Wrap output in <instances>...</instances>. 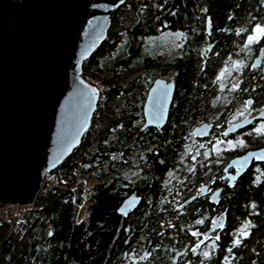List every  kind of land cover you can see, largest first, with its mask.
Masks as SVG:
<instances>
[{
	"label": "trees",
	"instance_id": "trees-1",
	"mask_svg": "<svg viewBox=\"0 0 264 264\" xmlns=\"http://www.w3.org/2000/svg\"><path fill=\"white\" fill-rule=\"evenodd\" d=\"M110 19L107 37L82 63L81 77L100 96L91 127L51 173L59 185L8 220L0 215V264H264V163L253 164L232 188L219 180L233 157L264 148L263 133L223 134L234 105L249 100L255 111L264 107V57L254 69L247 60L229 106L216 104L218 73L240 60L255 26H264V0H125ZM168 33L175 45L160 50ZM261 49L264 36L251 47L258 55ZM156 78L176 85L168 122L141 130ZM205 122L213 133L193 137ZM219 139L235 147L222 150ZM85 176L97 183L77 222L83 183L72 185ZM212 179L210 190L222 187L217 204L208 195L177 210ZM132 193L139 206L120 215ZM222 213L227 224L198 244L204 238L192 230L206 233Z\"/></svg>",
	"mask_w": 264,
	"mask_h": 264
},
{
	"label": "water",
	"instance_id": "water-1",
	"mask_svg": "<svg viewBox=\"0 0 264 264\" xmlns=\"http://www.w3.org/2000/svg\"><path fill=\"white\" fill-rule=\"evenodd\" d=\"M124 2L0 0V205H33L43 179L77 149L91 127L100 96L96 86L81 77L82 63L107 37L110 17ZM263 57L261 49L252 69L262 65ZM175 86L173 81L154 80L146 93L141 130L167 124ZM256 120L264 121V107L254 118L248 114L231 123L223 134L239 133ZM211 133L210 122L193 129V137L199 139ZM258 163H264L263 147L233 157L219 180H227L232 188ZM215 183L212 179L200 187L177 210L208 195L210 202L217 204L222 187L210 190ZM140 201L132 193L121 203L119 214L129 215ZM225 224L224 213L214 215L203 238L219 232Z\"/></svg>",
	"mask_w": 264,
	"mask_h": 264
},
{
	"label": "rangeland",
	"instance_id": "rangeland-1",
	"mask_svg": "<svg viewBox=\"0 0 264 264\" xmlns=\"http://www.w3.org/2000/svg\"><path fill=\"white\" fill-rule=\"evenodd\" d=\"M250 35H254L257 36V40L253 43H247V45H245V50L244 53L242 54L240 60H231L230 62H228V64L226 65L227 67L224 70L219 71L217 79H218V83L220 85V95L217 98L216 104H220L221 107H226L230 105V97L233 95L234 90L237 88V84L239 83V74L240 72L243 70L244 66L246 65L247 60H249V58H251L253 55V52L251 50V47L254 43L258 42L260 35H258L254 30L252 31V33ZM172 37L171 33H168L164 36L161 37L160 42L163 43V45L161 46L160 50L164 49V47H169V45L171 44V47H174L173 45L174 42L172 41ZM249 37V36H248ZM155 42V39H153ZM160 55L163 56L165 55V53H162L160 51ZM243 64V65H242ZM245 107L243 106L242 108L239 109H234L232 111V113L229 115L228 117V123L235 120L236 117H238L239 114L242 113L243 109ZM264 128V127H263ZM218 145H222V150H229L232 149V147H235V143L228 141V140H220L217 141ZM193 143L195 144H200V146L202 147V144L199 143V140H194ZM192 146V145H191ZM191 148V147H190ZM202 221V219L200 220ZM207 241V239H201V243L198 244H205ZM202 246V245H201Z\"/></svg>",
	"mask_w": 264,
	"mask_h": 264
},
{
	"label": "built area",
	"instance_id": "built-area-1",
	"mask_svg": "<svg viewBox=\"0 0 264 264\" xmlns=\"http://www.w3.org/2000/svg\"><path fill=\"white\" fill-rule=\"evenodd\" d=\"M50 175L47 174L46 178L43 179L42 181V185H41V191L47 192L49 190V186L51 185H59L56 179L52 180L53 178L50 177ZM80 182L83 183V190H82V203L79 205L78 207V215L76 216V220L77 222L82 221V218L84 216H86L87 214V209L90 205V203H92V194H93V190L96 187V183H97V179L95 177H91V176H85V177H81L80 179H78L76 181L75 184L72 185V187H75L77 184H79ZM67 183V181L62 180L61 184L65 185ZM38 192V194H39ZM21 206H12L11 204H6V205H0V215L2 214H7V220L13 216L16 215L18 208Z\"/></svg>",
	"mask_w": 264,
	"mask_h": 264
},
{
	"label": "flooded vegetation",
	"instance_id": "flooded-vegetation-1",
	"mask_svg": "<svg viewBox=\"0 0 264 264\" xmlns=\"http://www.w3.org/2000/svg\"><path fill=\"white\" fill-rule=\"evenodd\" d=\"M253 56L251 57V58H249V61H253L254 60V58L258 55V53L256 54V53H254L253 52V54H252ZM243 71V70H242ZM243 73V72H242ZM236 91H237V88L235 89ZM238 92V91H237ZM249 101V100H248ZM247 101V102H248ZM245 107L244 109H243V111H242V113L241 114H239L238 115V117H236L235 118V120H233V121H231V122H227V124L228 125H230L231 123H234V122H240V121H242L243 120V118H245L246 117V115H248L249 114V116H250V118H254V117H256V114L259 112V110H260V108H258V109H256V111L254 110L255 108L253 107V105H252V103H251V105L250 104H246V105H241V106H237V105H234L233 107H232V109H231V111H230V114L232 113V111L234 110V109H239V108H242V107ZM229 114V115H230ZM228 121V120H227ZM227 125V126H228ZM218 127H220V126H218ZM217 127V128H218ZM264 121L263 120H256V122H253L251 125H249V126H247V127H245L244 128V130H242L241 132H237V133H235V134H232V136L233 137H236V136H238V138H243L244 137V135H254V136H257V134H260V133H263L264 134ZM224 128H222V129H220V128H218L217 130H223ZM257 129H260V131H257ZM215 131V130H214ZM199 143H201V140L199 141ZM202 144V143H201ZM199 188L200 187H198V189H197V191H195V193H197L198 191H199ZM195 193H194V195H195ZM199 216L201 215V213L200 214H198ZM192 232L194 233H198V235H196V236H198L197 238H199V237H202V232H200L199 230H192ZM199 243H201V239L199 240Z\"/></svg>",
	"mask_w": 264,
	"mask_h": 264
},
{
	"label": "snow or ice",
	"instance_id": "snow-or-ice-1",
	"mask_svg": "<svg viewBox=\"0 0 264 264\" xmlns=\"http://www.w3.org/2000/svg\"><path fill=\"white\" fill-rule=\"evenodd\" d=\"M254 31L258 34V35H260V36H264V26H261V25H256L255 26V28H254ZM178 35H182V34H178ZM257 40V36H254V35H249V37H248V42L249 43H253V42H255ZM247 104H251L252 102L251 101H248V102H246ZM257 131H260V129H257ZM228 133L227 132H225L224 133V135H227ZM239 144L241 145V146H243V141H240L239 142ZM230 179L231 180H235V177H230ZM253 207H254V205H253ZM197 223L199 224V223H203V221H200V220H198L197 221ZM213 224H216V221L214 220L213 221ZM222 226V225H221ZM245 227H247V225H245ZM192 235L193 236H195V235H198V233H192ZM219 237H217V239H218ZM240 243V241L239 240H236L235 241V244H239ZM197 247H198V245H197ZM193 251H195V249H193ZM205 256H207V253H205Z\"/></svg>",
	"mask_w": 264,
	"mask_h": 264
},
{
	"label": "bare ground",
	"instance_id": "bare-ground-1",
	"mask_svg": "<svg viewBox=\"0 0 264 264\" xmlns=\"http://www.w3.org/2000/svg\"><path fill=\"white\" fill-rule=\"evenodd\" d=\"M198 139V138H197Z\"/></svg>",
	"mask_w": 264,
	"mask_h": 264
}]
</instances>
